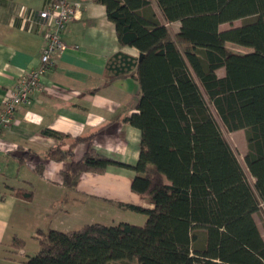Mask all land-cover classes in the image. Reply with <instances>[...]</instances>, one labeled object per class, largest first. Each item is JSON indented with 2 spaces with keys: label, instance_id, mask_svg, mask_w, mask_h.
<instances>
[{
  "label": "trees",
  "instance_id": "16d2710c",
  "mask_svg": "<svg viewBox=\"0 0 264 264\" xmlns=\"http://www.w3.org/2000/svg\"><path fill=\"white\" fill-rule=\"evenodd\" d=\"M96 1L115 22L119 43L144 53L134 60L119 51L107 68L108 81L127 75L139 81L138 111L127 120L141 130L140 153L135 164L99 153L95 132L83 138L90 145L63 172V184L74 188L83 172L110 164L129 166L136 172L133 190L154 207L126 204L147 213L143 224L50 229L25 264H264L255 217L264 207V0ZM238 19L244 22L221 28ZM228 42L250 49L233 51ZM214 112L227 130H245V163L254 182ZM72 154L55 147L46 157ZM16 193L29 201L34 196ZM14 244L25 246L17 237Z\"/></svg>",
  "mask_w": 264,
  "mask_h": 264
},
{
  "label": "crops",
  "instance_id": "0c3cea01",
  "mask_svg": "<svg viewBox=\"0 0 264 264\" xmlns=\"http://www.w3.org/2000/svg\"><path fill=\"white\" fill-rule=\"evenodd\" d=\"M48 1L0 0V106L19 78L40 64L45 37L39 17L30 21V16ZM70 1L80 5L62 32L66 47L57 66L44 76L43 91L20 104L12 123L0 130V264H25L50 229L69 231L92 222L143 224L147 213L126 204L154 207L133 190L136 172L129 166L110 164L103 171L83 172L74 188L63 184V172L90 145L83 138L96 132V151L127 164L137 162L141 143V130L127 120L138 111V79L107 80L109 59L117 52L134 60L141 52L119 43L104 4ZM55 147L72 157H46ZM19 189L32 191L33 199L19 197ZM16 237L24 240L23 248L14 244Z\"/></svg>",
  "mask_w": 264,
  "mask_h": 264
},
{
  "label": "built area",
  "instance_id": "2783aa9c",
  "mask_svg": "<svg viewBox=\"0 0 264 264\" xmlns=\"http://www.w3.org/2000/svg\"><path fill=\"white\" fill-rule=\"evenodd\" d=\"M79 5L78 2L72 3L70 0H49L43 9L31 13L30 21H35V15L39 17L45 37L40 64L28 69L17 84L8 90L0 106V130L12 123L20 104L29 102L33 95L43 91L44 76L57 66L66 47L62 32L67 22L75 16Z\"/></svg>",
  "mask_w": 264,
  "mask_h": 264
},
{
  "label": "rangeland",
  "instance_id": "374dc122",
  "mask_svg": "<svg viewBox=\"0 0 264 264\" xmlns=\"http://www.w3.org/2000/svg\"><path fill=\"white\" fill-rule=\"evenodd\" d=\"M154 8L155 10L157 11V14L159 16H161V12H160V9L157 7V5L155 4L154 5ZM242 22H244V19H238V20H235L233 22H226V23H223L221 25V28L222 29H227V28H230L232 26H237V25H241ZM172 28L173 30H176L177 29V23H173L172 24ZM227 46L232 49L233 51H241V52H244V51H247L249 50L250 48L248 47H245L243 45H240V44H237V43H234V42H228L227 43ZM218 73L220 75H223L225 73V69L224 68H220L218 70ZM220 126H221V129H222V132L224 134V136L226 137V139L229 141V143L231 144L234 152L236 153L238 159L240 160L241 164L243 165L244 169L246 170V173H247V176L249 178V180L251 182H254V178L251 176V174L248 172V169H247V166H246V163H245V155L247 153V150H248V141H247V137H246V132L244 129H239V130H235V131H229L227 130L224 125L222 124L221 120L219 119V117L216 115V113L214 112ZM255 217H256V220H257V223L259 224V227H260V230L263 234V237H264V207H261L259 209V211L255 214ZM76 229V228H74ZM110 264H126V262L124 261H117V262H111Z\"/></svg>",
  "mask_w": 264,
  "mask_h": 264
},
{
  "label": "water",
  "instance_id": "95a60500",
  "mask_svg": "<svg viewBox=\"0 0 264 264\" xmlns=\"http://www.w3.org/2000/svg\"><path fill=\"white\" fill-rule=\"evenodd\" d=\"M143 55H144V53L141 52V53H140V56H139V60L143 57Z\"/></svg>",
  "mask_w": 264,
  "mask_h": 264
}]
</instances>
